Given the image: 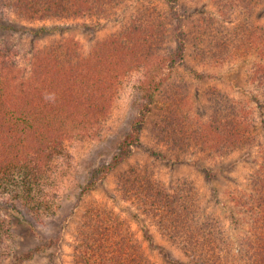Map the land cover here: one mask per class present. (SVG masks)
Segmentation results:
<instances>
[{"label": "trees", "instance_id": "trees-1", "mask_svg": "<svg viewBox=\"0 0 264 264\" xmlns=\"http://www.w3.org/2000/svg\"><path fill=\"white\" fill-rule=\"evenodd\" d=\"M131 1L0 0V14L27 22L105 19L130 8ZM213 1L226 16L237 19L233 29L223 32L212 20L188 27L178 0L145 1L135 9L133 5L125 21L92 46L54 39L33 51L27 64L20 62L13 38L28 34L39 39L46 29H23L16 35L0 19V34L8 29L0 35V198L10 197L5 207L17 219L28 214L38 222L52 213L57 166L73 159L74 143L102 138L123 86L132 76H141L135 116L116 140V153L104 167L87 172L67 201L80 204L71 242L73 264H152L126 221L89 195L139 144L157 96L164 107L150 120L149 131L157 142L151 155L172 159L195 146L224 155L246 144L260 149L262 160L248 178V189L235 198L250 223V235L241 246L243 259L232 254L218 218L202 214L190 186L170 191L150 171L130 165L116 179L121 199L133 203L192 264H264V142L249 132L252 113L246 103L232 104L228 98L222 102L224 96L216 93L210 97L211 115L202 123L189 111L182 85L173 76L188 48L204 64L231 59L245 48L261 58L254 77L264 88V25H256L251 17L259 0ZM214 30L220 36L212 38ZM44 249L43 243L20 257L30 258Z\"/></svg>", "mask_w": 264, "mask_h": 264}, {"label": "rangeland", "instance_id": "rangeland-1", "mask_svg": "<svg viewBox=\"0 0 264 264\" xmlns=\"http://www.w3.org/2000/svg\"><path fill=\"white\" fill-rule=\"evenodd\" d=\"M132 1L130 8L120 10L116 15L105 19L66 18L27 22L13 14L2 12L0 19L3 20L2 25L8 26V29L12 27L9 32L16 35L23 29H46L45 36L39 39L28 37V34L21 40L13 38L20 62L22 59V62L27 64V58L33 51L54 39H70L85 48L92 46L113 33L130 15L133 5L135 9L137 4L145 1L151 3L154 0ZM178 1L180 10L186 12L188 27H194L197 22L212 20L215 28L219 27L226 32L238 23L236 18L226 16L224 10L213 0ZM257 3L251 17L256 25L262 26L264 0ZM8 29L0 35L8 34ZM216 32L212 38L220 36ZM245 50L240 48V53L231 59L225 58L216 63L204 64L195 59L192 49L188 48L184 62L175 69L173 76L182 85L186 105L197 120L202 123L208 121L211 115L210 97L216 93L218 97L222 94V102L228 98L232 104L246 103L253 121L249 132H253L256 139L264 142V88L258 85V80L254 77L255 65L258 62L262 64V61L256 52ZM140 77L137 74L132 76L128 79L129 85L123 86L105 125L102 138L97 141L74 143L73 159L68 165L61 163L57 166L52 191L54 196L50 206L52 213L38 222L28 217V214L17 219L14 217L16 213L10 207H5L10 205V197L0 198V264H73L71 242L74 226L79 218L80 204L74 200L69 203L67 201L87 172L93 173L104 167L116 153V140L135 116V98ZM151 107L152 111L143 126L139 144L131 150L130 156L122 165L110 171L96 184V188L89 195L90 198L114 210L126 221L140 244L144 257L152 264H192L175 245L157 232L133 203L121 199L116 179L127 166L133 165L153 173L170 191L180 186H190L196 194L202 214L211 213L218 218L224 236L232 247V254L242 260L241 246L244 238L250 235V223L237 208L235 198L248 189V178L262 160L260 149L255 144H246L224 155L212 153L210 150L203 152L195 146L189 153L179 154L172 159L153 156L149 150L154 151L157 142L149 131V124L150 120L163 110V100L159 96L155 97ZM65 205L67 211H63ZM43 243L44 250L34 252L30 258L20 257L29 250L35 251Z\"/></svg>", "mask_w": 264, "mask_h": 264}]
</instances>
